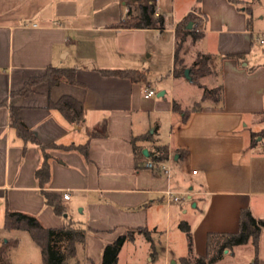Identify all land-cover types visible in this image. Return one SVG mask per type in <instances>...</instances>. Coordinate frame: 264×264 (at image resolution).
<instances>
[{
	"label": "crops",
	"instance_id": "1",
	"mask_svg": "<svg viewBox=\"0 0 264 264\" xmlns=\"http://www.w3.org/2000/svg\"><path fill=\"white\" fill-rule=\"evenodd\" d=\"M111 1L0 0V231L19 239V231L4 228L7 209L34 215L52 228L71 219L86 228V238L77 244L76 256L68 264H101L107 243L131 229L143 228L151 239L135 232L120 249L117 264L126 242L138 237L146 241L141 245L142 254L126 258L122 264H185L183 258L196 264L207 254L210 232L238 231L243 208L264 219V136L255 145L251 139L253 132L264 135V127L258 125L264 121V62L241 63L231 56L245 57L253 44L252 7L236 5L248 0H197L199 4L170 21L164 0H156L155 15L165 17L164 28H128L118 24L127 16L129 5L120 0L124 12L110 17ZM171 1L173 11L177 2ZM192 8L203 18L195 25L202 24L203 30L197 29L202 36L196 40L207 39L205 49L197 55H211L212 73L201 79L213 77L214 83H201L208 88L221 86V101L203 100L202 92L201 101L188 105L174 94L168 99L167 90H161L165 92L162 100L154 99L145 95L153 89L143 84L147 77L132 81L101 72L121 68L120 61L128 53L126 36L135 32L171 31L175 51V27ZM188 37L185 43L192 44L193 37ZM49 66L76 67L80 84L50 86L41 81L30 93L20 92L28 80L43 75ZM183 76L185 70L175 77ZM62 98L83 104V123L68 120L59 108L50 106ZM174 101L190 112L186 120L174 111ZM197 103L201 108L194 111ZM12 107L46 147L50 178L44 186L36 177L44 151L40 144L18 135L11 124ZM164 116L171 134L167 141L159 142L156 133ZM89 130H97V134L90 136ZM148 133L152 139H142ZM154 141L169 147V173L158 163L149 166L153 160L148 151ZM85 144L88 156L78 148ZM135 145L147 150L145 158H138ZM44 191L58 192L67 211L56 214L46 203ZM190 209L193 219H186L184 214ZM174 211H178L179 222L190 225L192 248L188 243L186 254L171 249ZM161 226L165 246L159 252L153 234ZM249 243L254 252L250 264L255 256L252 241L235 246L230 253ZM257 255L264 264V230Z\"/></svg>",
	"mask_w": 264,
	"mask_h": 264
},
{
	"label": "trees",
	"instance_id": "2",
	"mask_svg": "<svg viewBox=\"0 0 264 264\" xmlns=\"http://www.w3.org/2000/svg\"><path fill=\"white\" fill-rule=\"evenodd\" d=\"M129 5L127 16L118 25L121 27H137V28H150L159 27L164 28L165 17L163 15L155 16L156 7L155 0H147V3H142L141 0H125ZM237 2L236 0H231ZM138 3L139 13L132 14V4ZM188 17V15L186 16ZM186 17L177 24L175 27V51L174 62L175 67L173 74L179 76L184 74V69H179L176 64L182 62L180 59V51L183 48L185 40L188 36L197 39L202 36V33L197 31L194 26L188 28ZM231 56H240L232 54ZM210 54L199 53L196 59L189 67L191 82L203 87V100L212 99L219 102L223 98L222 87L217 86L208 88L200 82L202 77L210 75L212 68L210 66ZM101 72L104 75H114L119 77L130 78L132 81H141L147 77L146 70L130 69V68H103ZM47 81L50 86L56 85L60 82H68L73 84H80L77 79L76 67H54L49 66L46 72L41 76H36L28 80L23 89L20 91L28 94L34 90L37 83ZM51 107L59 108L72 122L83 123L85 118V109L83 104L72 98H62L57 102H51ZM201 104L197 103L193 110H199ZM173 109L183 115L186 120L189 111L182 109L181 105L173 102ZM11 124L16 129L19 136L26 142H34L41 145L40 140L28 125L21 118L18 109L11 108ZM97 134V130H89V135ZM263 133L253 132L251 134L252 145H255L262 139ZM144 140H151V134H146L142 137ZM135 143V140H133ZM70 147V146H69ZM74 147V146H71ZM44 151V163L36 171V177L39 182L44 186L50 178V168L48 164L49 155L45 152L46 147L41 145ZM80 150L85 156H88V145L79 146ZM136 155L138 158H145L142 147L135 145ZM169 156L168 145L155 143L151 150L148 151V158L152 159L154 163L165 161ZM45 201L52 206L56 214L62 215L67 209L63 202L62 196L58 192H43ZM181 228L187 232L189 238V248H192V235L190 225L186 221H182ZM4 228L8 231H20L26 229L29 231L33 240L40 246L43 263L44 264H68L69 260L76 256L77 244L84 243L86 238V228L81 224L68 219L66 224L59 228L47 227L39 218L28 213L18 210H6ZM264 230V219H257L252 215L249 208H243L240 213V225L236 232H210L207 237V254L204 257L197 259V264H213L223 257L225 249L231 250L235 246L246 244L252 241L255 246V256L250 264H260L257 255L258 239L260 233ZM135 232H143L148 239H151L150 234L146 229L138 228L131 229L127 234L120 235L114 241L109 242L104 247L103 258L101 264H117L118 253L122 248L125 241L133 238ZM19 244L18 238H8L0 245V264H12L10 259V248ZM185 264H189L187 258H183Z\"/></svg>",
	"mask_w": 264,
	"mask_h": 264
},
{
	"label": "rangeland",
	"instance_id": "3",
	"mask_svg": "<svg viewBox=\"0 0 264 264\" xmlns=\"http://www.w3.org/2000/svg\"><path fill=\"white\" fill-rule=\"evenodd\" d=\"M113 1V2H112ZM111 7L108 11L110 17L116 16L120 12H124L125 5L121 3L120 0H112ZM144 1V0H143ZM147 1V0H146ZM249 1V2H248ZM245 3L241 2L236 4L240 7L251 5L252 15L250 20V29L253 30V44L250 47L249 52H247L245 57L237 56L236 58L241 63L248 62L259 63L264 62V0L260 2H254L253 0H248ZM176 5L174 10H171V0H164V6L166 12L168 13V18L170 21L176 20L186 9L191 6L194 7L197 4V0H176ZM155 7L156 0H155ZM248 8V6H247ZM131 12L133 15L139 13L138 3L132 4ZM156 16V15H155ZM203 18L199 15L197 8H192L186 17V22L188 24L192 23L194 26L200 22L198 20ZM197 27L201 32L202 24ZM173 33L171 31H161V29H146L140 32H135L131 35L126 36L128 39V49L127 55L120 61L121 68H137L140 70L148 71L146 80L143 84L153 88L156 92L152 98L163 99L157 96V93L161 90H167L169 99L171 94L176 95V97H182L184 102L188 105L192 104L195 100L201 101V96L203 89L194 83L187 81L183 76L178 79L174 76L173 70L175 67L174 62V48H173ZM191 37H188L190 39ZM194 39V38H193ZM261 39H263L261 41ZM207 39L196 40L192 44L184 43L182 50L180 51V59L182 62L177 63L176 66L179 69L189 68L191 63L195 60L196 55L199 50L205 49ZM205 82L209 86L214 83L213 77L200 79V82ZM210 103V102H208ZM264 118V116H262ZM264 127V121L258 124ZM254 126L258 128L259 126ZM171 134V127L168 124L167 116H164L160 126L158 127V132L156 137L159 142L167 141ZM192 210L189 213L184 214L185 218L193 219ZM172 226H171V238L170 245L173 251H182L184 254L187 253L189 238L187 232L184 231L179 222L178 211H174L172 215ZM183 217V216H182ZM166 219L163 217L162 223L165 225ZM162 227V226H161ZM161 231L153 234L155 250L160 252L165 246V237L163 234L164 227L160 228ZM5 231H0V245L8 237H13V235L4 234ZM19 244L17 246L10 248V259L12 264H44L43 256L40 246L33 240L28 230L23 229L18 233ZM146 243L145 240L137 238L136 241H127L122 252V258L120 264L124 262L126 258L136 257L137 254H142L141 245ZM187 248V250H186ZM233 249L228 250L229 254H225L223 251V257L216 263L213 264H248L253 252V246L249 243L246 246L238 247L235 253H230ZM186 251V252H185ZM197 264V263H196ZM208 264V263H206Z\"/></svg>",
	"mask_w": 264,
	"mask_h": 264
},
{
	"label": "built area",
	"instance_id": "4",
	"mask_svg": "<svg viewBox=\"0 0 264 264\" xmlns=\"http://www.w3.org/2000/svg\"><path fill=\"white\" fill-rule=\"evenodd\" d=\"M156 13H158V8L156 9ZM155 94H156V92H155V90H153V89H149V90H147L146 93H145L146 96H152V95H155ZM153 165H155V163H154L153 161H151V162L149 163V166H153ZM158 165H159V166L161 167V169L164 170L166 173H169V171H170V164L168 163V160L161 161V162L158 163ZM166 194H167L169 197L173 196V192L170 191V190H167V191H166ZM64 197H65V198H69V193H65V194H64Z\"/></svg>",
	"mask_w": 264,
	"mask_h": 264
},
{
	"label": "water",
	"instance_id": "5",
	"mask_svg": "<svg viewBox=\"0 0 264 264\" xmlns=\"http://www.w3.org/2000/svg\"><path fill=\"white\" fill-rule=\"evenodd\" d=\"M191 27H192V23H190V24L188 25V28H191ZM185 76L191 80V76H190V70H189V68H186V69H185ZM164 93H165L164 91H160V92L158 93V96L160 97V96L164 95ZM144 152L147 154V150H144ZM227 251H228V249H226V252H227Z\"/></svg>",
	"mask_w": 264,
	"mask_h": 264
}]
</instances>
